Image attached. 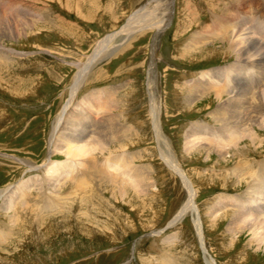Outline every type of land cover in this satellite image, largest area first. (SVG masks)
Instances as JSON below:
<instances>
[{"label": "rangeland", "instance_id": "obj_1", "mask_svg": "<svg viewBox=\"0 0 264 264\" xmlns=\"http://www.w3.org/2000/svg\"><path fill=\"white\" fill-rule=\"evenodd\" d=\"M36 1L45 9L44 19L29 37L5 43L22 55L14 57L10 68L0 69L6 80L0 85V188L32 175L40 176V171L28 172L27 165H41L51 156L53 160L64 159L57 152L50 153L49 141L70 97L78 71L75 63L86 61L100 39L121 31L133 13L150 0ZM233 4L235 0H174L170 6L172 22L157 35L156 42L155 69L161 94L159 131L151 119L148 94L156 31L141 30L129 39L118 33L109 40L104 57L90 68L76 99L91 94L89 103L98 107L103 101L101 96L115 89L112 103L124 134L120 140L108 136L109 149L104 153L98 150L97 155L101 162L115 154L131 158V166L134 171V167L138 169L142 182L131 186L123 177L118 183L96 181L91 190L99 195L88 197L92 198L89 205H73L70 211L38 215L32 207L22 206L17 225L10 219L16 212L7 213L0 206V230L11 231L6 239L0 237V264H264V238L259 234L253 237L244 226L232 232L228 229L234 213L246 215L242 206L248 203L236 207L247 200L243 197L247 190L242 178L247 171L245 162L251 166L248 173L253 167L255 175L258 169L264 171V167L257 166L264 159V146L254 151L243 142L242 157H235L232 151L220 156L213 150L185 148L187 129L200 123L210 127L214 124L210 113L218 102L212 93L195 103H185L181 91L186 84L205 71L213 76L219 71V77L229 84L238 75H253L256 80L261 72L256 63L252 66L254 62L228 54L220 38L209 40L205 50L211 51L207 56L197 53L199 49L187 48L193 30L211 27L214 12L221 10L218 5ZM245 4L250 11L247 15L242 12L241 19L254 18L252 26L262 32L264 0H245ZM263 33H255L254 40L264 45ZM247 68L245 74L242 70ZM261 134L264 138V131ZM163 154L175 157L193 183L201 226L192 212L170 224L187 202L189 192L181 177L161 158ZM240 161L244 164L242 175L230 169ZM80 194L76 190L71 196L79 199ZM37 199L31 198L32 205ZM218 200L225 207L214 212Z\"/></svg>", "mask_w": 264, "mask_h": 264}, {"label": "bare ground", "instance_id": "obj_2", "mask_svg": "<svg viewBox=\"0 0 264 264\" xmlns=\"http://www.w3.org/2000/svg\"><path fill=\"white\" fill-rule=\"evenodd\" d=\"M33 1L35 2L36 0H0V69L10 68L9 63L14 60V57L22 55L16 49L7 47L5 45L6 41L14 39L19 40L24 36L26 38L29 37L32 33V29L38 26L37 24L40 23L39 21H42L40 19H44L42 15L45 9L38 7L37 1L35 3ZM173 3L174 0L148 1L133 13L127 23L122 27L121 31L100 39L92 54L87 56L86 61L75 63L78 67V71L70 88V97L57 117L49 141L51 148L50 153L53 155L54 152H57L61 154L64 159L53 160V156H51L48 158V162L46 161L41 165H27L28 172L37 170L40 171V176L39 174L36 176L32 175L27 179L24 178L25 180L23 179L18 183L9 184L4 188H0L1 209L7 213L10 211L16 212V214L14 213L10 216L13 224H19L18 215L20 213L19 209L22 206L23 209L32 207L35 213L43 215L45 211L49 213L59 212L64 209L70 211L77 205H89L92 198L88 197H94V195L96 196L98 194L93 191V189L91 190V187L96 184V181L104 183L109 180L111 183H118L121 182L123 177V180L126 181L127 184H138L142 182L141 174L137 171L138 169L134 167V171L131 166V158H121L122 155L120 156L117 153V156L115 154L114 157L112 156V158L107 159L105 162H101L99 155H97L98 150L104 153L105 150L109 149V143H107L109 142L108 136L112 135L113 140H120L121 136L124 134V126L119 124L115 113L117 107L115 108L112 103L116 95L115 89L109 90V92L103 94L104 96H101L103 97V101L98 107L97 105L93 107L94 105H91L93 103H89L91 94H87L80 101L76 99V97L81 86L86 81L90 68L104 57L107 43L111 38L121 33L125 34L126 38L129 39L134 33L141 30H155L156 36L154 38L155 42L152 52L153 60L149 68L148 76V94L150 98L151 119L158 130L161 94L158 88V73L155 69L157 60L156 42L159 35L165 28H168L172 22L173 11L172 9L170 10V6L173 7ZM235 3L236 4H233V6L224 5L222 7L218 5L221 10L220 13L217 11L214 12L211 27L202 29L200 28L201 26H198L199 28L197 27V29L193 30L187 48L199 49L197 53L207 56L208 52L211 51H206L208 50L206 49V45L209 40L214 41L216 38H220L222 39L223 46L226 48L224 50L228 54H234L236 58L242 61L254 62H250L251 65L257 64L261 72L256 80H253V75H238L236 78L233 77L235 81L229 84L226 82L225 78L219 77V71H216L214 76L210 71H205L200 77L191 79L190 84H186L185 90L181 91L184 94L185 103H195L196 100H201L203 96H209L212 93L215 94L213 97L218 99V102L215 104L216 106L210 113L214 122L210 131L209 128L211 127L207 125L208 123L196 124L187 129L185 133L186 151H192L195 147H198L199 150L201 148H203L204 151L207 149V152L213 150V152L218 153L220 156H224L226 152L232 151L235 157H242L239 154L241 153L240 146L243 142H246V145L250 144V149L254 151L259 150L260 146H264V138L261 134V132L264 131V45L263 42L257 43L254 40V34L260 33L261 35L264 30L259 32L260 29L258 28L259 30H257V26H252V19L254 18L247 16V19H245L244 16V19H241L242 16H240V14H242V12H244V15H247L245 13L250 11L247 9L245 0H235ZM150 4L154 5V8L149 7L151 9H147ZM258 10H260V8ZM252 16L254 17V15ZM262 24H264V22ZM261 40L263 41V39ZM192 42L194 44H191ZM232 63L234 64V62ZM233 67L232 70L234 69ZM229 68L230 67H228V69ZM250 69L252 70V68ZM247 70L248 68L242 71L247 74ZM222 72L226 74L225 70ZM207 75L214 78L210 79ZM3 83H6V80L5 76L0 71V85ZM91 102L93 101L91 100ZM82 105H84V107H80ZM83 108H85V110ZM213 126H215L216 129H213ZM204 129L207 130L205 131ZM161 158H163L169 168H172L181 177L189 192L187 202L174 216L170 224L177 223L187 212H192L196 215V224L198 227L201 226L199 209L195 203L196 189L193 183L182 170L177 160L174 159L175 157L173 158L170 154H163ZM260 161L261 162L258 163L257 166L264 167V159ZM242 163L243 162L240 161V163L230 169L242 175L244 173V171H241V169H244V164ZM245 167L247 171L242 178L247 184V190L244 192L245 194L242 195L247 200H245L244 203H240L241 205L238 204L236 207L248 203L242 206L246 215H237L234 213L233 216H231L232 218L230 219L228 229L232 232L233 229L244 226L243 228H247L253 233V237L260 235L262 239L264 238V171L258 169L255 175L253 172L254 167L251 169V173H248V169L251 167L249 162H245ZM119 170L121 171L119 172ZM233 172H230V174ZM76 190L81 192L79 199H75L71 196ZM33 196L38 198L34 205L31 203V198ZM238 200H240L239 197ZM233 202L232 204H234ZM223 204L224 202L219 201L216 206H214L215 209L213 208L215 210L214 212H220V209L225 207ZM32 208L31 210H33ZM27 211L28 210H26V212ZM6 229L0 230V237H3V239H6V234H9V230ZM209 263L214 264L213 261H209Z\"/></svg>", "mask_w": 264, "mask_h": 264}]
</instances>
